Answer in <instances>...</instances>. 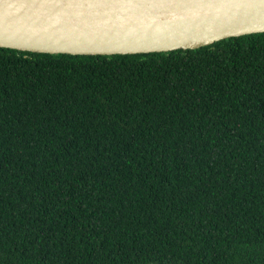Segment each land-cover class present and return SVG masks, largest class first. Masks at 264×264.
<instances>
[{
	"label": "trees",
	"instance_id": "1",
	"mask_svg": "<svg viewBox=\"0 0 264 264\" xmlns=\"http://www.w3.org/2000/svg\"><path fill=\"white\" fill-rule=\"evenodd\" d=\"M0 264H264V32L0 47Z\"/></svg>",
	"mask_w": 264,
	"mask_h": 264
},
{
	"label": "water",
	"instance_id": "2",
	"mask_svg": "<svg viewBox=\"0 0 264 264\" xmlns=\"http://www.w3.org/2000/svg\"><path fill=\"white\" fill-rule=\"evenodd\" d=\"M264 32V0H0V47L82 55L197 49Z\"/></svg>",
	"mask_w": 264,
	"mask_h": 264
}]
</instances>
